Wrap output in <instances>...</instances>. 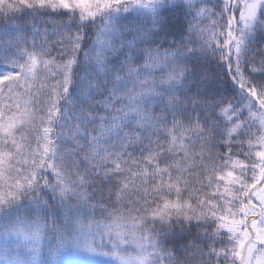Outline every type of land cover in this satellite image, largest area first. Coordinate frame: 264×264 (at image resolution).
<instances>
[{
  "label": "snow or ice",
  "instance_id": "1",
  "mask_svg": "<svg viewBox=\"0 0 264 264\" xmlns=\"http://www.w3.org/2000/svg\"><path fill=\"white\" fill-rule=\"evenodd\" d=\"M203 3L0 0V19L29 16L46 37H0V213L50 191L106 213L100 235L114 264H173L167 233L185 225L202 229L188 264H264V0ZM174 10L192 17L185 32L195 39L135 67L139 45L114 21L151 17L147 31L158 34ZM49 13L66 15L52 35L35 25ZM198 52L225 69L235 103L203 95L202 104L198 80L184 91ZM155 69L166 74L150 79Z\"/></svg>",
  "mask_w": 264,
  "mask_h": 264
},
{
  "label": "rangeland",
  "instance_id": "2",
  "mask_svg": "<svg viewBox=\"0 0 264 264\" xmlns=\"http://www.w3.org/2000/svg\"><path fill=\"white\" fill-rule=\"evenodd\" d=\"M130 14L135 15V13H121L117 17L119 23L114 21L117 29L121 27L124 29L121 20L129 17ZM44 31L45 28L40 31L43 36H45ZM2 32L3 30H0V33ZM47 32L48 35H52L53 26L47 28ZM156 52L160 53V56L156 57L157 62L163 63V54L167 51L162 50L147 52L146 62L150 63L149 54ZM132 63L137 68H142L145 64L141 61L137 63L132 61ZM153 71L154 77L150 79L166 74L161 73L159 69ZM151 107L152 105L150 109ZM125 127L127 129L128 126ZM92 203L93 201H89L88 205H85L76 199H69L62 203L59 197L53 199L50 191H47V194L40 199L39 204L34 200L21 199L18 205L9 208L6 213H0V264H114L110 260L112 241L107 235L101 241L100 235L105 230L103 225L109 221L102 217L95 221L86 218L87 214L88 217L92 214V208H90ZM54 206L61 211L58 230L53 228V222L49 216ZM77 222L83 227L78 228ZM88 225H91L90 230ZM37 230L39 239L25 241L23 235L19 234ZM86 245H90L94 252L84 251ZM132 254L135 255V253Z\"/></svg>",
  "mask_w": 264,
  "mask_h": 264
},
{
  "label": "trees",
  "instance_id": "3",
  "mask_svg": "<svg viewBox=\"0 0 264 264\" xmlns=\"http://www.w3.org/2000/svg\"><path fill=\"white\" fill-rule=\"evenodd\" d=\"M196 3H200V0H196ZM216 3L217 0H211L210 3L209 0H204V3L201 6L212 7ZM20 16L21 14L18 13L17 19H0V30H3V32L0 33V37L11 39L14 36H21L28 39L30 43L34 38L37 40V43L46 40V37L43 36L41 32L39 36L36 35V27L33 26V20L31 17L24 16L23 19H20ZM165 17L167 23L165 24L163 30L159 31L158 34H152L151 32L147 31L151 28V17L141 19L134 14H130L129 17L122 18L121 24L124 26L123 35L128 37V41H132L135 38V45H139V47L136 48V54L132 61H135L136 63L140 61L145 63L146 53L150 52V50L169 51L168 46L170 44L175 43L179 47L180 41L182 39L185 40V42L190 38L195 39V37H190L185 32L189 21L192 20L191 16L185 17L183 11L174 10L167 11L165 13ZM65 20V14H60L57 16L56 14L49 13L36 19L35 25H50L48 28L53 26L54 29L55 26L57 27L62 25ZM205 26H207V22H205ZM43 29L44 27H40V31ZM85 31H88V29H85ZM94 31H96V28H91V31H88L89 40H91ZM137 32L139 33L138 35ZM56 38L59 39V37ZM190 46L191 45H189V47ZM2 67L3 66H0V71L7 70L6 67ZM187 67L190 69L194 68V72L193 79H189L188 87L184 89L185 92L192 88L193 83L197 82L198 80L199 84L202 85V87L199 88V91L202 94V104L207 103V101L203 100V95H207L209 98L216 97L217 103H219L221 99L226 102H236L238 96L237 90L233 87L225 69L219 64L217 59L212 58L211 53L207 55L199 52L196 53L192 56ZM195 92L196 90L193 89L192 94L195 95ZM173 94L179 95V93H176L175 91ZM168 98L169 97H166L165 99ZM158 106L163 107L162 105L158 104H153L151 107L152 112L156 116L160 115V112L156 111ZM234 159H236V157H234ZM109 190H111V186L104 189L106 193ZM97 199H99V197H97ZM90 208H92V214L89 217L88 214L86 215L88 220L95 221L99 220L101 217L106 219V213L102 215L101 209L99 207L93 208L90 205ZM108 210L112 211L111 208ZM60 212V209L54 206L49 213V216H51L53 222L52 226L55 230L60 229ZM199 231H202V229H197L195 226L188 225H185L183 229L176 227L175 229L168 231V239L165 243L169 251H171L176 257V259L173 261V264H188V258H190L193 253L188 252L186 250V246L197 244V234ZM193 264H195V262H193Z\"/></svg>",
  "mask_w": 264,
  "mask_h": 264
}]
</instances>
